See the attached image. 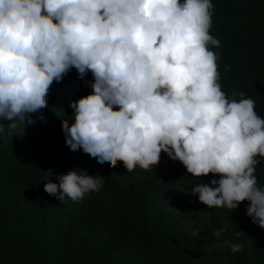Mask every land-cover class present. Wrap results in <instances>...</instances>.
I'll list each match as a JSON object with an SVG mask.
<instances>
[{
	"label": "clouds",
	"instance_id": "clouds-1",
	"mask_svg": "<svg viewBox=\"0 0 264 264\" xmlns=\"http://www.w3.org/2000/svg\"><path fill=\"white\" fill-rule=\"evenodd\" d=\"M213 8L212 0H0V119L10 129L33 123L53 81L73 67L82 79L90 71L92 92L70 102L71 124L62 121L71 151L109 168L122 162L127 172L153 170L165 153L192 177L219 176L191 188L207 208L248 201L246 216L264 229V187L255 175L264 118L243 91L229 97L222 89ZM57 179L44 191L61 204L103 184L82 169ZM224 244L233 253L244 247Z\"/></svg>",
	"mask_w": 264,
	"mask_h": 264
},
{
	"label": "trees",
	"instance_id": "trees-1",
	"mask_svg": "<svg viewBox=\"0 0 264 264\" xmlns=\"http://www.w3.org/2000/svg\"><path fill=\"white\" fill-rule=\"evenodd\" d=\"M214 5L210 34L219 39L218 71L222 89L231 97L243 91L256 102V112L264 118V0H212ZM94 77L89 71L82 79L75 67L53 81L47 96L48 107L31 114L33 123L10 129L0 119V127L11 130L13 137L28 153V162H11L0 170L5 182L19 188L48 194L44 185L75 169L103 176L98 192L85 194L82 200L61 204L56 200V232L76 227L86 241L83 258L62 254L68 264H264V229L246 216L248 201L230 210L209 209L191 194L195 184L209 183L219 176L195 178L179 161L161 153L153 170L139 167L132 182L122 162L109 168L99 164L83 150L71 151L65 143L62 121L71 124L74 110L70 102L92 92ZM236 99L240 97L237 95ZM42 116L43 119L38 117ZM258 185L264 187V160L257 166ZM50 195V194H48ZM210 212L202 218L200 212ZM0 218V245L10 243V231L26 232L35 223L18 218ZM24 222V223H23ZM227 227L219 239L213 231ZM193 230H198L193 235ZM7 232V233H6ZM240 235L237 236L236 233ZM102 241V242H101ZM224 241L243 242L233 253Z\"/></svg>",
	"mask_w": 264,
	"mask_h": 264
},
{
	"label": "rangeland",
	"instance_id": "rangeland-1",
	"mask_svg": "<svg viewBox=\"0 0 264 264\" xmlns=\"http://www.w3.org/2000/svg\"><path fill=\"white\" fill-rule=\"evenodd\" d=\"M28 162L27 151L19 146L11 130L0 133V170L8 161ZM136 174L128 173L127 180L134 181ZM0 171V218H18L35 223L41 232L32 228L26 232L10 231L6 252L0 245V264H68L61 260L62 254H75L83 258L86 253V241L79 229L57 233L56 200L48 194L19 188L5 182ZM11 226L15 223L12 222ZM23 222V223H24ZM7 233V232H6ZM102 242V241H101Z\"/></svg>",
	"mask_w": 264,
	"mask_h": 264
}]
</instances>
